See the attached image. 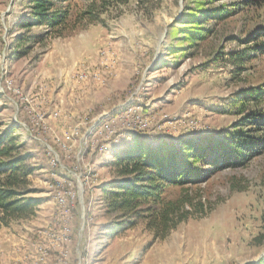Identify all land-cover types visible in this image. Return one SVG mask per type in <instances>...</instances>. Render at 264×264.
<instances>
[{"label":"rangeland","instance_id":"1","mask_svg":"<svg viewBox=\"0 0 264 264\" xmlns=\"http://www.w3.org/2000/svg\"><path fill=\"white\" fill-rule=\"evenodd\" d=\"M185 2L99 5L98 20L23 43L29 0H0V133L13 128L39 200L28 218L0 224V264H264V241L255 242L264 149L244 165L208 169L192 191L204 209L165 238L155 240L143 216L111 230L116 152L140 138L233 129L243 114L232 102L264 84L262 9L211 20L212 34L192 47L176 27Z\"/></svg>","mask_w":264,"mask_h":264},{"label":"trees","instance_id":"2","mask_svg":"<svg viewBox=\"0 0 264 264\" xmlns=\"http://www.w3.org/2000/svg\"><path fill=\"white\" fill-rule=\"evenodd\" d=\"M79 1L29 0L28 14L21 20L25 30L17 39L24 43L39 37L43 39L44 35L66 34L70 27L85 19L89 22L98 20L97 6L107 7L116 1L118 4L129 0ZM185 1L176 27L183 33L182 39L189 41L192 47L212 34L214 27L208 24L213 19L223 22L248 8L264 12V0H232L217 6L210 4L216 0ZM139 2L144 3V0ZM39 26L44 29L40 31L36 28ZM32 28L36 29L31 31ZM262 30L264 24L256 29L257 34L264 35ZM29 47L24 46V51ZM237 102L240 103L238 112L243 116L226 132L185 134L177 141L162 138L155 144L140 138L128 149L115 153L110 164L115 176V190L110 193L108 202L115 217L113 233L134 225L136 218L143 216L145 228L153 238H165L181 222L193 216L194 211L204 209L203 201L196 200L192 191L207 179L208 169L241 166L263 151L264 84L243 88L231 106ZM255 102H261V105L250 109V104ZM20 149L13 128L0 133V224L28 218L39 203L31 196L36 191L31 188L30 180L35 168ZM177 187L180 188L178 194H171ZM263 241L264 231L255 237L257 244Z\"/></svg>","mask_w":264,"mask_h":264}]
</instances>
